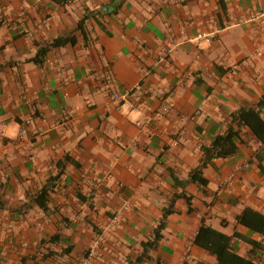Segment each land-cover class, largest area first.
<instances>
[{
    "label": "crops",
    "instance_id": "crops-1",
    "mask_svg": "<svg viewBox=\"0 0 264 264\" xmlns=\"http://www.w3.org/2000/svg\"><path fill=\"white\" fill-rule=\"evenodd\" d=\"M140 83L135 108L110 99ZM259 102L264 123V0H0V264H133L182 192L193 212L175 200L143 264H217L202 226L247 258L234 233L264 237L236 218L264 215V144L236 116ZM229 128L238 154L175 187Z\"/></svg>",
    "mask_w": 264,
    "mask_h": 264
},
{
    "label": "trees",
    "instance_id": "trees-1",
    "mask_svg": "<svg viewBox=\"0 0 264 264\" xmlns=\"http://www.w3.org/2000/svg\"><path fill=\"white\" fill-rule=\"evenodd\" d=\"M83 20L80 21L79 27L81 28ZM69 41L73 42L72 38H58L48 43L44 48H42L37 56L34 58L36 63L40 62L39 56L45 54L51 48L61 47ZM261 102L248 108L241 109L237 116L236 121L238 125H247L254 132V134L261 140L264 144V123L260 117ZM261 128L262 130H259ZM204 153V159L201 164L190 172L189 178L185 181L179 180L173 173L172 179L175 187L185 188L188 184L199 182L205 185V181L202 179L201 174L203 169L208 165V163L213 159H227L238 154V134L232 128H229L226 133L215 135L212 139V143L209 147H202ZM57 177H50L47 181L46 187L41 191V195L47 194L49 187L54 183ZM48 185V186H47ZM179 198H184L188 203V211L193 212L191 207L192 197L187 196L184 192L176 194L173 200L170 202L169 206L164 209V214L162 220L160 221L158 227L155 230L154 238L147 242L142 243L143 252L136 259L133 264H143V260L147 258L148 251L157 246L158 242L163 238V230L166 228L168 216L175 211V200ZM45 209V207H42ZM237 222L249 228L252 232H256L264 237V215L246 208L240 215L236 218ZM237 236L247 242L251 246L250 253L247 258L240 257L231 251V238L232 236L220 233L211 227H201L196 236L195 243L202 246L211 255L215 256L218 263L217 264H255L252 259L255 250L264 249V243L256 241L253 239L241 237V235L234 233ZM58 240V236L54 235L50 238V242H55ZM70 252V248L67 247L62 250L61 255H66ZM53 254V253H49ZM131 264V263H129Z\"/></svg>",
    "mask_w": 264,
    "mask_h": 264
},
{
    "label": "built area",
    "instance_id": "built-area-1",
    "mask_svg": "<svg viewBox=\"0 0 264 264\" xmlns=\"http://www.w3.org/2000/svg\"><path fill=\"white\" fill-rule=\"evenodd\" d=\"M196 40L205 39L207 41H210V37H208L205 33H199L196 38ZM170 48L169 47H162L160 49L158 62L163 63L165 62L169 55H170ZM143 77L145 78L149 74L148 69H142ZM144 86L143 84H138L134 89L129 91H114L110 93V99L115 102H121L128 106V108L133 109L135 108V105L137 101H139L142 98V95H144ZM139 125V124H138ZM0 134L4 135V131L2 128V125L0 124ZM90 259V258H89ZM189 259V258H188ZM82 264H88V259L84 261Z\"/></svg>",
    "mask_w": 264,
    "mask_h": 264
}]
</instances>
